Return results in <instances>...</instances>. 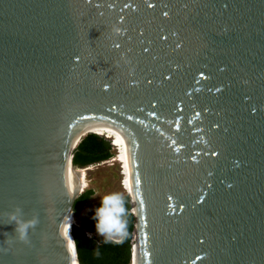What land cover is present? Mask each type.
Segmentation results:
<instances>
[{"label":"water","instance_id":"water-1","mask_svg":"<svg viewBox=\"0 0 264 264\" xmlns=\"http://www.w3.org/2000/svg\"><path fill=\"white\" fill-rule=\"evenodd\" d=\"M93 107L149 111L131 263L264 264V0H0V264H80L64 161Z\"/></svg>","mask_w":264,"mask_h":264},{"label":"trees","instance_id":"trees-1","mask_svg":"<svg viewBox=\"0 0 264 264\" xmlns=\"http://www.w3.org/2000/svg\"><path fill=\"white\" fill-rule=\"evenodd\" d=\"M139 130L138 127L136 131L139 132ZM90 133L92 134L85 136L74 149V165L78 169L100 165L115 157L114 145L111 139L110 141L107 137L96 132ZM96 195L97 191L88 186L73 206V211L77 215L87 207L92 206L88 216L81 219L78 225L72 224V235L76 243L80 264H131L136 217L132 212L134 205L130 196L128 194L124 195L127 207L130 209L127 237L120 243H105L103 238L96 234L95 230L94 210L100 205V200L96 201L95 199ZM89 234L92 236L90 237Z\"/></svg>","mask_w":264,"mask_h":264},{"label":"bare ground","instance_id":"bare-ground-1","mask_svg":"<svg viewBox=\"0 0 264 264\" xmlns=\"http://www.w3.org/2000/svg\"><path fill=\"white\" fill-rule=\"evenodd\" d=\"M85 109L81 115L77 118V120L72 125V130L67 138V148L65 151V161H64V178L66 180V188L68 191V206L67 210L69 213V217L72 224V215L70 210V202L76 194L78 189H86L88 187L87 181L83 180L84 174L88 169H78L74 168L72 163V155L76 145L81 141V139L88 134L91 128L96 125L100 121L112 122L116 124H120L126 127H132V129L136 131L133 136L134 146L132 150L129 147H125L127 149L125 152L119 154L116 162H121L125 164H129L132 168L133 166L136 168L137 172L133 173V188L136 190L135 192V201H138V206L134 209V212L140 217V222L138 223V230L143 234L144 229V221H142V217H144V205L142 200V192H141V175H142V163L140 157V142L141 139L147 138L145 136H149L150 131V122H149V111L145 110H128L120 111L116 108L109 107H93ZM138 126V127H137ZM146 140V139H145ZM143 162V161H142ZM139 180V183L136 181ZM63 210L60 213V216L56 223L55 233L58 234L62 227L63 221ZM146 226V225H145ZM138 235V234H137ZM139 237L137 236V239ZM143 241V240H141ZM144 245V244H143ZM135 257L134 263L131 264H152V256L150 255L148 247L135 245Z\"/></svg>","mask_w":264,"mask_h":264},{"label":"rangeland","instance_id":"rangeland-1","mask_svg":"<svg viewBox=\"0 0 264 264\" xmlns=\"http://www.w3.org/2000/svg\"><path fill=\"white\" fill-rule=\"evenodd\" d=\"M96 132L101 136L110 138L113 143V152L115 157L106 163L95 165L87 168V172L84 174L83 180L87 181L88 186L94 188L97 191L95 197L96 201H99L100 196L110 192H122L124 195L128 193L129 196L135 200L136 190L133 188V173L137 172L136 168H133L129 164L116 162L117 156L129 147L132 150L134 146L133 136L136 131L132 127H126L120 124L100 121L94 125L88 132ZM125 174V175H124ZM91 207H87L80 214H72V221L76 225L80 223V220L85 218L91 212Z\"/></svg>","mask_w":264,"mask_h":264},{"label":"clouds","instance_id":"clouds-1","mask_svg":"<svg viewBox=\"0 0 264 264\" xmlns=\"http://www.w3.org/2000/svg\"><path fill=\"white\" fill-rule=\"evenodd\" d=\"M100 205L94 211L96 234L102 237L105 243H120L128 235V217L130 209L127 207L122 192H110L100 196ZM9 219L15 224L16 237L22 241L27 240V233L37 221L24 220L23 210L17 208L10 213ZM91 235V234H90Z\"/></svg>","mask_w":264,"mask_h":264},{"label":"snow or ice","instance_id":"snow-or-ice-1","mask_svg":"<svg viewBox=\"0 0 264 264\" xmlns=\"http://www.w3.org/2000/svg\"><path fill=\"white\" fill-rule=\"evenodd\" d=\"M136 183H139V180H137Z\"/></svg>","mask_w":264,"mask_h":264},{"label":"built area","instance_id":"built-area-1","mask_svg":"<svg viewBox=\"0 0 264 264\" xmlns=\"http://www.w3.org/2000/svg\"><path fill=\"white\" fill-rule=\"evenodd\" d=\"M89 236L91 237L92 235L89 234Z\"/></svg>","mask_w":264,"mask_h":264}]
</instances>
